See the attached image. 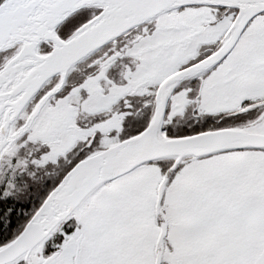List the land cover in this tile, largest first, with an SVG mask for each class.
Wrapping results in <instances>:
<instances>
[{
  "label": "snow or ice",
  "instance_id": "1",
  "mask_svg": "<svg viewBox=\"0 0 264 264\" xmlns=\"http://www.w3.org/2000/svg\"><path fill=\"white\" fill-rule=\"evenodd\" d=\"M0 264H264V0H0Z\"/></svg>",
  "mask_w": 264,
  "mask_h": 264
}]
</instances>
